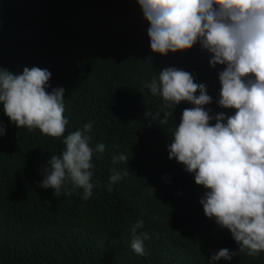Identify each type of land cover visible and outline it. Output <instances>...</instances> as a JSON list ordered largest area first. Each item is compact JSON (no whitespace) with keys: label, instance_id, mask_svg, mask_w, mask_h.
I'll return each instance as SVG.
<instances>
[{"label":"trees","instance_id":"obj_1","mask_svg":"<svg viewBox=\"0 0 264 264\" xmlns=\"http://www.w3.org/2000/svg\"><path fill=\"white\" fill-rule=\"evenodd\" d=\"M149 27L138 0H0V70L50 71L46 90L65 89V136L92 123L90 146H106L93 153V195L84 200L65 181L56 196L41 183L49 158L65 148L63 137L18 128L0 102V264H264V251L240 252L230 230L205 215L207 190L169 158L183 110L194 105L166 104L146 87L165 67L185 70L206 85L211 116L234 115L218 103L226 65L213 67L200 43L154 52ZM148 110L170 115L163 123L146 117ZM120 154L128 163L113 164ZM113 169L128 175L109 191ZM140 220L138 232L150 235L144 255L131 247ZM222 248L237 255L212 260Z\"/></svg>","mask_w":264,"mask_h":264},{"label":"clouds","instance_id":"obj_2","mask_svg":"<svg viewBox=\"0 0 264 264\" xmlns=\"http://www.w3.org/2000/svg\"><path fill=\"white\" fill-rule=\"evenodd\" d=\"M149 22L150 47L167 55L169 51L191 49L200 43L212 53L210 64L226 65L219 73V105L236 109L234 115L221 112L215 117L205 110L212 102L206 85L193 75L175 67H165L146 87L160 95L166 104L182 101L181 122L171 136L169 158H175L194 173L195 182L207 191L200 199L204 213L227 228L239 251L258 256L264 251V0H138ZM52 73L40 67H25L22 74L0 70V102L3 111L18 128L39 129L45 136L63 137L64 150L52 155L44 170L43 188L58 196L65 181L82 189L84 200L93 195V153H103L105 144L90 146L92 123L65 136L69 121L64 116L65 89L54 88ZM199 92V95H197ZM159 111L145 116L166 123L170 113L160 119ZM215 119V124L210 121ZM226 120V123H225ZM5 128L0 122V136ZM118 147V146H117ZM129 157H113V164ZM128 172L112 170L107 185L120 181ZM97 183H99L97 181ZM144 221L131 229V247L145 254L147 232L139 231ZM237 252L222 248L212 260H231Z\"/></svg>","mask_w":264,"mask_h":264}]
</instances>
